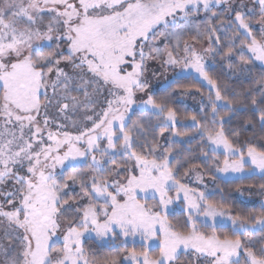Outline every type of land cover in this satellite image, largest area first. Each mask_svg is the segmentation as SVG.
Masks as SVG:
<instances>
[{"label": "snow or ice", "instance_id": "6c2138e0", "mask_svg": "<svg viewBox=\"0 0 264 264\" xmlns=\"http://www.w3.org/2000/svg\"><path fill=\"white\" fill-rule=\"evenodd\" d=\"M221 174L264 181V0H0V264H264Z\"/></svg>", "mask_w": 264, "mask_h": 264}, {"label": "trees", "instance_id": "16d2710c", "mask_svg": "<svg viewBox=\"0 0 264 264\" xmlns=\"http://www.w3.org/2000/svg\"><path fill=\"white\" fill-rule=\"evenodd\" d=\"M183 84L192 83V81H182ZM171 91V89H169ZM199 96H187L182 98V102L178 104L181 110L195 111L199 105ZM208 180L210 178L207 177ZM259 183H264L259 176L252 177L250 179H224L217 176L215 185L213 184L212 188L218 186L220 189H223V198L231 203L234 208L243 210V211H256L261 210L262 202L260 197L262 196L258 189L247 190L253 184L258 185ZM237 188H240L242 193L236 191ZM251 194H253L251 196ZM222 197L218 193L215 196V199L220 200ZM172 211L175 217L182 215V209L180 205L172 206ZM132 245H130L131 247ZM138 250L141 247L140 241L137 240L134 245Z\"/></svg>", "mask_w": 264, "mask_h": 264}, {"label": "rangeland", "instance_id": "374dc122", "mask_svg": "<svg viewBox=\"0 0 264 264\" xmlns=\"http://www.w3.org/2000/svg\"><path fill=\"white\" fill-rule=\"evenodd\" d=\"M166 75H168V77L170 78L171 73H168ZM164 79H165V77L163 75H161L158 80H153V85L156 86V87H159L161 84H163ZM218 176L219 177H222L224 179H233L234 178V177L231 176V174L228 177H224L223 174L218 175ZM205 182L208 184V187L211 189L212 186H213V183L211 182V180H208L207 177H205ZM252 195L253 194H251V196ZM260 200H261L262 203H264V196H261L260 197ZM152 247H153V249H156V247H157V241H153L152 242Z\"/></svg>", "mask_w": 264, "mask_h": 264}]
</instances>
